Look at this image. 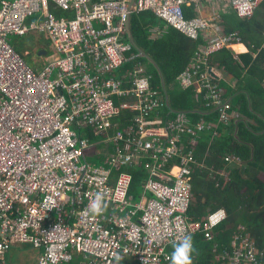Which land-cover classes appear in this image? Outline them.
I'll use <instances>...</instances> for the list:
<instances>
[{"label": "built area", "instance_id": "obj_1", "mask_svg": "<svg viewBox=\"0 0 264 264\" xmlns=\"http://www.w3.org/2000/svg\"><path fill=\"white\" fill-rule=\"evenodd\" d=\"M203 1L134 0L130 8V0H0V264L16 242L42 250L37 264H173V246L186 234L215 243L213 264H264L244 229L228 245L214 241L229 216L225 208L189 216L196 144L217 123L182 112L162 122L165 99L147 66L119 72L138 56L127 21L149 10L191 38L203 37L178 83L197 87L220 109V121L231 123L235 112H228L211 59L243 36L227 31L218 13L186 15V5L200 10ZM262 1L228 0L242 18ZM30 32L52 40L53 54L46 51L39 67L11 44ZM98 145L109 149L105 160V150L94 154ZM137 167L145 180L135 199L131 173L114 176L113 169ZM97 194L102 208L94 214Z\"/></svg>", "mask_w": 264, "mask_h": 264}, {"label": "trees", "instance_id": "obj_2", "mask_svg": "<svg viewBox=\"0 0 264 264\" xmlns=\"http://www.w3.org/2000/svg\"><path fill=\"white\" fill-rule=\"evenodd\" d=\"M185 11L188 17L198 14L194 5H186ZM237 15L227 18L226 30H239L243 41L222 49L211 59L213 65L224 67L229 77L238 80V89H247V93L235 97L228 109L229 114L237 111L247 120L236 122L233 117L229 124L221 122V112L209 107L208 101L197 95V87L184 89L178 83L180 73L205 42L203 37L191 38L149 10L134 12L131 28L137 44L158 62L165 77L169 103L175 112L164 105L160 110L162 122L182 112L194 122L204 119L218 125L214 130L203 132L196 144L189 216L203 219L212 211L225 208L229 216L215 229L214 241L228 245L244 229L264 252V104L260 103H264V0L253 16ZM14 48L22 53L19 45L14 44ZM131 53L138 54L134 47ZM139 62L147 66L152 76L151 86L164 99L157 69L145 57L138 55L119 72L132 69ZM221 85L227 98L226 82L222 81ZM229 92L232 94L230 87ZM122 171L131 173L130 193L136 199L143 189L145 172L137 167L113 169V174L117 176ZM192 239L194 264H213L215 243L201 236Z\"/></svg>", "mask_w": 264, "mask_h": 264}, {"label": "rangeland", "instance_id": "obj_3", "mask_svg": "<svg viewBox=\"0 0 264 264\" xmlns=\"http://www.w3.org/2000/svg\"><path fill=\"white\" fill-rule=\"evenodd\" d=\"M11 44L13 46L17 44L21 47V55L32 67H39L45 63V57L38 55L39 50L42 48L48 51L50 55L53 54L52 40L46 32H30L24 35L12 36ZM41 251V249L28 243L16 242L6 253L7 264H37Z\"/></svg>", "mask_w": 264, "mask_h": 264}, {"label": "crops", "instance_id": "obj_4", "mask_svg": "<svg viewBox=\"0 0 264 264\" xmlns=\"http://www.w3.org/2000/svg\"><path fill=\"white\" fill-rule=\"evenodd\" d=\"M189 6H191V5H189ZM199 9L200 10H197L198 13H202L205 16H209V17L212 16L213 14H215V13H218L221 16V19L223 20L224 23H226L227 18L228 19H233L237 15V13L234 12L232 7L230 6L228 0H218L217 3H215L214 1L210 2L208 0H204L202 2L201 8H199ZM238 17H240V16H238ZM236 31H239V30L236 29ZM216 70H217L216 76H217L219 82L220 83L222 81L226 82L225 86H226V94L228 95V97H227L228 101L232 102V101H234L236 96H239L240 94L245 93V91L247 89H243V88L238 89V85H237V81L238 80L235 77H232V78L229 77L227 72H226V70L224 69V67L216 65ZM263 85H264V82H263ZM229 87H230V90H231L232 94H230V92H229ZM246 93H247V91H246ZM164 99H165V97H164ZM260 103L264 104L262 102H260ZM235 118H236V122L244 121V120L246 121L247 120V117L241 116L240 113L237 112V111L235 112ZM93 137L95 138L94 141H100L101 140V137H96V136H93ZM95 148L96 149L94 151V154L98 153L97 150H100V151L101 150H105L103 155H102V157H101V159L105 160L106 154L109 151L108 147L107 148H99V145H98ZM95 158H97V157H95Z\"/></svg>", "mask_w": 264, "mask_h": 264}, {"label": "clouds", "instance_id": "obj_5", "mask_svg": "<svg viewBox=\"0 0 264 264\" xmlns=\"http://www.w3.org/2000/svg\"><path fill=\"white\" fill-rule=\"evenodd\" d=\"M220 86L222 87L221 83ZM222 89L224 90V95H225V89L223 87ZM226 101L229 103L227 98ZM101 208H102V197L100 196V194H97L95 199L90 203V211L94 214H97L101 211ZM193 248L194 246H193L192 236L190 234H186L179 243L173 246V253H172L173 264H191Z\"/></svg>", "mask_w": 264, "mask_h": 264}, {"label": "water", "instance_id": "obj_6", "mask_svg": "<svg viewBox=\"0 0 264 264\" xmlns=\"http://www.w3.org/2000/svg\"><path fill=\"white\" fill-rule=\"evenodd\" d=\"M133 3H134V0H130V8L132 7ZM127 37L130 40V42L132 43L133 47L137 50L139 56L145 57L157 69V72H158L159 77H160L161 87H162V90L164 92L165 105L167 106V108L171 112H175L174 110L171 109V106H170V103H169L168 91H167L165 77H164V74L162 72V69L159 66L158 62L149 53H147L142 47H140L137 44V42H136V40L134 38L133 32H132V28H131V17L127 21ZM38 55L39 56L46 55V50H43V49L39 50ZM229 104H230V101H229ZM216 110H218V109H216Z\"/></svg>", "mask_w": 264, "mask_h": 264}]
</instances>
